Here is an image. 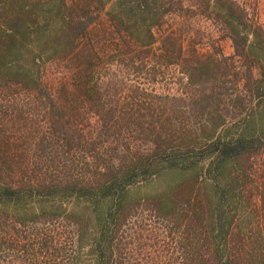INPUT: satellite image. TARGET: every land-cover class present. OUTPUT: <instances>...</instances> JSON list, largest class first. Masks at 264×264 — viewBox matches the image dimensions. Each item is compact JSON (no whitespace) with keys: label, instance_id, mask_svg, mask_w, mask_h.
Here are the masks:
<instances>
[{"label":"trees","instance_id":"trees-1","mask_svg":"<svg viewBox=\"0 0 264 264\" xmlns=\"http://www.w3.org/2000/svg\"><path fill=\"white\" fill-rule=\"evenodd\" d=\"M197 8L246 60L236 0H0V264H135L143 248L164 264H264V132L218 136L208 103L198 123L192 95L154 89L162 68L191 87L225 76L178 29L155 34ZM251 34L264 66V31ZM47 64L65 77L48 84Z\"/></svg>","mask_w":264,"mask_h":264},{"label":"rangeland","instance_id":"rangeland-1","mask_svg":"<svg viewBox=\"0 0 264 264\" xmlns=\"http://www.w3.org/2000/svg\"><path fill=\"white\" fill-rule=\"evenodd\" d=\"M236 1L244 7L246 23L250 26L246 60L234 56L233 45L228 33L222 23H218L216 18L211 17V8H207L204 12L197 8L190 10L189 14L181 12L166 16L163 19L165 25L160 30L155 31V34H163L171 28L178 29L185 54L194 51L196 54L203 56L208 54L216 55L221 67V73L225 76L215 81L211 80L210 83L203 82L201 86L191 87L185 86L184 81L181 82L183 77L176 68H162L157 72V82L154 89L162 93H178L179 95L184 93L187 95L186 97L192 95L194 107L197 109L198 123L204 118V116H201L202 112L206 115L205 107L209 104V110L207 111L210 112L211 117H214L215 121L220 119L223 122L222 126L217 130L218 136L236 137L243 134L247 137H256L264 132V95L259 90V94L256 91L260 87L259 84H264L262 80H258L264 71V66L262 62L263 53L257 47L252 46L255 37L251 34V29L261 28L264 31V0ZM182 2L184 7H195L198 0H182ZM97 19L95 24L90 27V35H94L102 29H107L108 23L104 11L98 15ZM44 69L46 72L45 79L50 85L66 75L65 71L52 66V64L45 65ZM248 70L251 72L252 80L248 86H244V82L241 79ZM142 78L144 79V77ZM129 79L132 81L134 78ZM145 79L142 83L146 85ZM236 81L239 82L237 84L238 88L235 89ZM187 99L182 105L185 111L188 110L185 104L188 102ZM253 162V167L257 169L260 163L259 160L257 159ZM171 180L170 177L153 179L139 189L140 193L155 194L161 192L168 187ZM205 184L210 185L208 181ZM89 244L90 242L86 241L83 245L84 248ZM143 244H145L144 239L140 242V245ZM139 247L143 248V246ZM86 249L83 250L84 260H88ZM150 253L151 251L148 253V249H141L140 255L138 253L134 255V263L164 264L163 259H157L152 262Z\"/></svg>","mask_w":264,"mask_h":264}]
</instances>
